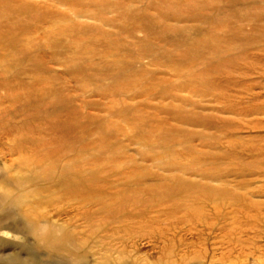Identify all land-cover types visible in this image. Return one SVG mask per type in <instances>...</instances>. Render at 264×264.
Listing matches in <instances>:
<instances>
[{"label": "rangeland", "instance_id": "rangeland-1", "mask_svg": "<svg viewBox=\"0 0 264 264\" xmlns=\"http://www.w3.org/2000/svg\"><path fill=\"white\" fill-rule=\"evenodd\" d=\"M212 1L0 0L20 7L0 20V34L19 36L0 48V194H25L57 236L68 231L79 241L84 213L99 204L71 207L61 198V181L71 177L61 171L77 156L85 173L100 170L112 196L133 200L137 184L146 198L173 194L118 237L102 232L104 246L95 248L96 237L80 264H264V0ZM187 2L203 20L175 16ZM189 46L197 53L188 63L180 57ZM219 62L226 69L217 74ZM29 91L70 99L77 134L66 119L51 134L31 117ZM67 146L78 154L43 158Z\"/></svg>", "mask_w": 264, "mask_h": 264}, {"label": "bare ground", "instance_id": "bare-ground-1", "mask_svg": "<svg viewBox=\"0 0 264 264\" xmlns=\"http://www.w3.org/2000/svg\"><path fill=\"white\" fill-rule=\"evenodd\" d=\"M218 1H223L224 3H229L234 5L240 3L241 1H248V0H213L212 3L215 2L217 3ZM195 4L198 6L196 2L193 3L187 2L183 4L181 8H185L187 12L185 11L186 13L184 12L183 14H175V16L196 18L203 20L204 16L201 13V11H195L196 9ZM4 9H10L15 13L20 12V7L18 8L14 7L12 6V4L10 5L8 2H0V20L7 23H8L7 17H5L2 14V11ZM17 38H19L18 33H14L12 29L8 33L3 32L2 34H0V43H1L0 48L1 49L6 48L4 47L6 44H7L6 46L8 45H11V47L15 46L17 43H19V40ZM213 52L214 54H218L219 51L217 52V50L215 49ZM196 53L197 52L195 48L189 46V49L188 50L186 49V52H183L181 54L180 59L189 63L192 61L191 57H193L194 54ZM224 68H225L224 64H222V62H219L213 71L218 74L222 71H225L226 68L225 69ZM131 85L132 84H130V86ZM38 87L40 88V90L46 89L42 84V82L39 83ZM43 93L45 92L41 91L40 94L38 93L36 94V93H31L29 91L28 97H26L27 101L28 100L31 101L32 99L36 98L34 100L37 103V106L33 108L31 117L32 116L34 118L38 117L39 120L41 121V124L43 125L49 124L48 129L51 134L54 133L53 129H56V127L61 125L63 119H66L67 121L65 122V125L68 124L67 129H70L72 134L74 133L77 134V132H75L76 129L72 131L75 128L74 125L76 123V120L80 118L79 117L80 112L77 106L72 105L73 103L70 99L64 98L53 101L49 99L46 94ZM136 122L137 123L134 122L135 124L133 123L135 126V130L137 128L139 129V127L142 126L140 124L142 122L141 119L137 120ZM138 124H140V126ZM145 139L147 138H144L143 140ZM36 142L41 147H45V148L49 147L48 142L46 141L43 142V140L41 139H38V141ZM56 143H58L56 140L51 142V144H56ZM67 147L68 150L66 152L58 151V150L52 151L50 154L46 153L47 155L46 154L43 155V158L46 157L48 158V160L56 162L61 159L63 160L64 158L65 160H67L66 157L68 156L69 158L70 154H73L74 156L78 154L77 149L73 148L72 146H67ZM77 157L76 158L73 157L74 160L72 159L71 161L69 159L70 165L67 166V168L65 167L61 171L64 176L65 174L71 175L69 179H65L61 181L60 188H62L63 190V194L61 198L63 199V201L67 202L71 207L74 206L81 207L88 205L91 206L94 203L99 204L98 205L99 208L97 210L94 209L95 212L89 210L86 213H84L85 214L84 219L86 220L88 225L86 232H88L89 234H86V232L84 231L83 236H85V238L82 241H79L77 239V237H79L78 234H74V233L71 234L68 231H64L65 232L64 235L62 233L61 235L63 236L59 237L57 236L58 231L55 225L53 224L51 225L41 216L35 215L34 214L35 210L32 207L26 205V203L24 202V199L26 198L25 194H23L20 198L15 199L12 198L11 194L9 193H2L0 194V264H80V262H84V261L86 262L87 259L90 257L91 251L94 250V247H92L90 251L88 250V246L90 242L96 239V237L98 238L96 242H99L100 241L99 235L102 232H107L108 234H111L113 237H118V235H120L121 232H126L128 226H126L125 223H127L130 219H132L135 216L143 217V215L146 214L152 208L151 206L153 205V203H159L160 201L168 200L170 199V196L173 195V194L170 195V191L168 190L169 193L167 192V195L163 194L162 196L160 195V197L158 195V196H152L146 198V196L150 194V192L145 188L139 189L138 187L139 184H137V187L135 189L137 190L136 193L139 196L138 197L133 196L134 197L133 200L127 198V196L115 197L116 196L115 193H114L115 195L112 196L113 193L111 191V188L108 187L107 184H105V182L102 180V175L99 174L100 170L97 171L95 170L92 173H85L82 170L83 168H80L77 165L79 162L77 160ZM95 162L97 161L95 160ZM49 168L50 170L54 169V165H51ZM128 183H130V181L127 182V188L131 187L129 186ZM129 190H131V188ZM175 194L176 195L178 194L177 190L175 191ZM150 198L152 199V201L148 200ZM140 199L143 200L141 206L138 205V203H141L138 202ZM131 204L134 210L133 212H128L127 207L128 205L130 206ZM172 212L173 211L171 210V213ZM91 215H95V217H92ZM96 217H100V218L96 220ZM187 221H189V218ZM6 232L13 233L14 235H21L26 239L30 238L34 241V245L30 246L28 243L15 244L11 241H8L2 236V233H6ZM99 244H98L99 246L95 248L104 246L100 242ZM16 245L19 246L18 251H14L9 254L1 253L6 249V247L10 246L15 248ZM24 253L26 255H29L30 257L29 258L24 257L23 256Z\"/></svg>", "mask_w": 264, "mask_h": 264}]
</instances>
